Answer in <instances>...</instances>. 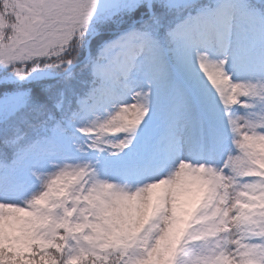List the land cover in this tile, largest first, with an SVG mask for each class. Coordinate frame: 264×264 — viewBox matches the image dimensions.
Listing matches in <instances>:
<instances>
[{"label": "snow or ice", "instance_id": "snow-or-ice-1", "mask_svg": "<svg viewBox=\"0 0 264 264\" xmlns=\"http://www.w3.org/2000/svg\"><path fill=\"white\" fill-rule=\"evenodd\" d=\"M0 264H264V0H0Z\"/></svg>", "mask_w": 264, "mask_h": 264}]
</instances>
